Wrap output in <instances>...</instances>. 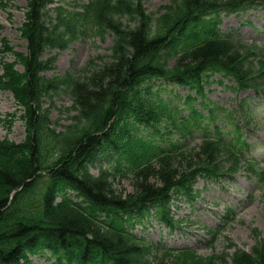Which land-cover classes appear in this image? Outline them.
Masks as SVG:
<instances>
[{
	"label": "trees",
	"instance_id": "16d2710c",
	"mask_svg": "<svg viewBox=\"0 0 264 264\" xmlns=\"http://www.w3.org/2000/svg\"><path fill=\"white\" fill-rule=\"evenodd\" d=\"M51 2L30 0L22 29L29 52L25 70L4 62L0 75L1 84L30 111L28 139L0 142V264H16L40 247L52 250L58 264H89L93 258L105 264H158L151 259L154 246L125 235L127 223L114 209L132 212L149 204L171 217L166 201L172 187L186 188L188 174L202 169L218 173L233 153L222 155L218 144L204 140L195 153L176 158L185 148L175 141L164 145L161 128L181 135L191 128L179 108L151 92L153 80H173L203 97L215 74L220 82L264 81V54L221 27L223 12L245 10L255 0H172L154 11L143 0H97L93 18L101 32L113 34L109 60L99 65L93 59L50 77L45 72L56 69L58 56L45 55L67 48L77 24L63 6L51 13ZM39 94L72 99L60 108L71 120L64 131L47 126L53 122L50 111L38 113L33 101ZM142 125L154 130L144 134ZM43 126L44 132H36ZM111 157L114 162L104 166ZM198 160L203 162L194 166ZM125 180L134 188L122 196L117 185ZM19 188L24 191L11 200ZM114 224L123 228L115 230ZM229 264H264V245L236 253Z\"/></svg>",
	"mask_w": 264,
	"mask_h": 264
},
{
	"label": "rangeland",
	"instance_id": "374dc122",
	"mask_svg": "<svg viewBox=\"0 0 264 264\" xmlns=\"http://www.w3.org/2000/svg\"><path fill=\"white\" fill-rule=\"evenodd\" d=\"M7 1V0H4ZM61 1V0H56ZM172 0H144L145 6L149 11H154L159 6L169 3ZM12 5L2 7L0 5V22L4 28L0 31V40L3 36L10 39L11 45L14 46L13 55L16 57L12 60L10 65L23 70L24 59L28 57L26 51L27 42L21 37L19 28L23 25L25 20V12L28 0H10ZM249 18L252 23H243ZM127 21V20H125ZM134 24V23H133ZM224 30L237 31V35L249 42H257L264 46V6L253 8L246 14L241 16L237 14L224 15L223 24ZM112 34L106 35L105 39L99 36H86L73 42L67 49L59 52L57 67L55 70L46 72L47 76H55L56 74L65 75L70 68L80 69L84 66L90 65V62L102 56L103 54L111 53V45L113 43ZM0 49L4 46L0 41ZM55 51H48L47 56H50ZM9 58L13 59L12 55ZM108 60V59H107ZM101 65L100 60H97ZM225 83L212 82L207 86V97L211 100L217 101L220 105H224L228 109L237 110L239 119L246 120L245 114L253 116V124L247 127V136L252 143L254 154L257 155L258 160L264 161V94L252 90H236L230 85L234 82L225 80ZM174 84L165 85L162 82L154 86V90L161 88L163 97L171 96L170 90L173 88V101L183 105L184 98L181 100L176 98V93L180 95L186 94L187 90L183 87H177ZM40 100L33 101L34 104L40 105V112L42 115L51 110V117L53 122H49L47 126L64 131L65 127L71 123V120L60 112V108L72 104V99L64 94L61 97L55 95L51 101L54 105L50 106V99L39 94ZM201 97H197L195 103L199 106ZM15 98L10 91L0 90V140L22 142L23 121L19 118V114L15 117L10 116V113L16 111ZM248 104V109L244 111L242 105ZM23 107L26 103H21ZM207 110V108H204ZM188 112V110H185ZM23 113V112H22ZM59 121V123H54ZM10 125V127H9ZM221 127V125H219ZM127 128L123 125V130ZM44 128L37 130L45 131ZM144 132V131H143ZM201 133L196 135L189 144L194 146L201 140ZM46 146V144H45ZM190 155L185 153V158ZM179 161V160H178ZM114 162L113 157L109 162H104V166ZM203 161H196L194 166H198ZM97 172L96 169H93ZM47 174L46 172H44ZM47 180L45 175L44 181ZM25 188V187H24ZM19 189L17 193L23 192ZM118 190L123 192L125 196L134 188L130 180H125L117 185ZM197 189H201L200 199L195 202V205H189L187 202H175L179 205L176 214L180 219L186 214L192 212L188 216L183 230L168 233V228L159 224L154 218L152 224L146 229L139 226L136 232L145 236L148 240L157 242L163 236L164 242H168L171 247H179L181 245L192 246L196 250L195 253L185 254H168L160 256L155 259V263L161 264L165 257L167 264H229L228 255L226 252H233L236 247L243 248L247 252L252 251L255 245H264V194L261 193L258 183L255 179L245 172H241L232 180H225L223 182L211 183V180L201 177L197 184ZM13 196L15 198L16 194ZM12 199V200H13ZM226 205H231L236 209V214L229 220L223 223L222 216L226 210ZM208 224L209 226H221L220 234L212 239L211 235L197 222ZM210 240V241H209ZM181 244V245H180ZM179 249V248H177ZM163 250V249H162ZM103 252L107 254L104 249ZM225 255V259H223ZM47 264H55L54 259L47 260Z\"/></svg>",
	"mask_w": 264,
	"mask_h": 264
}]
</instances>
